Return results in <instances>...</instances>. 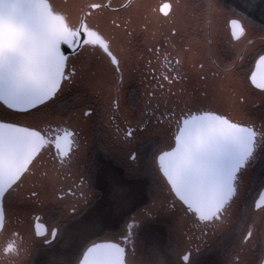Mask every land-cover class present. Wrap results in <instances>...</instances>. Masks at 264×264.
I'll list each match as a JSON object with an SVG mask.
<instances>
[{
    "label": "snow or ice",
    "instance_id": "6c2138e0",
    "mask_svg": "<svg viewBox=\"0 0 264 264\" xmlns=\"http://www.w3.org/2000/svg\"><path fill=\"white\" fill-rule=\"evenodd\" d=\"M185 8L184 0H0V264L27 255L30 264H264V48L246 71L244 53L213 45L210 18L207 41L194 45ZM230 24L236 41L247 35L239 20ZM139 34L155 42L136 52ZM134 52L147 67L141 83L150 76L154 86L127 93L137 116L115 126L122 159L99 141L100 158L78 175L83 207L69 208L61 170L85 153L97 116L90 101L119 112ZM100 64L110 70L103 78ZM189 69L205 82L200 95L173 91ZM121 168L141 186V202L98 208L86 191H126ZM38 212L50 222L43 231ZM20 214L31 215V239L16 226ZM217 233L222 240L212 241ZM62 241L74 245L71 258L40 259ZM225 247L223 259H205Z\"/></svg>",
    "mask_w": 264,
    "mask_h": 264
},
{
    "label": "flooded vegetation",
    "instance_id": "af4514ba",
    "mask_svg": "<svg viewBox=\"0 0 264 264\" xmlns=\"http://www.w3.org/2000/svg\"><path fill=\"white\" fill-rule=\"evenodd\" d=\"M161 1L158 0V2L154 4L153 0H149V2H151L154 5L157 4L160 5ZM216 1L220 5V7L224 9L226 13L229 12L233 16L243 20V22L245 23L248 29H247V35L242 40L236 41L231 35L230 28L225 27L224 25L225 18L222 17L223 14L217 15L216 20H218L220 27L217 29L215 35V46L219 48L230 47L238 52L239 44L242 41L247 42L251 38L255 36H259V32H260L259 26L254 23H251L242 15H239L231 10L225 9L220 4L219 0ZM184 2L187 4V10L183 11L182 26L189 33V36L192 38L194 45L198 42L203 47L204 44L201 43L204 41L205 36H207V32L205 28L202 27V25L205 23V19H204V16L206 15L205 3L203 2V0H184ZM159 39L160 36L159 34H157L156 40ZM154 42L155 41H152L150 39H145L143 34H139L136 37H134L133 46L136 52H140L143 50L145 44L151 46V44ZM262 48H264V45L257 46L247 55L246 59L243 61L246 71L251 67V54L259 51ZM136 52L133 53L132 60L126 69V72L130 74L134 79H130L127 82L125 86V93L121 95L124 106L123 111L127 115H129L133 124L135 123L137 112L129 107L127 103V93L131 89H135L138 95L143 96L146 90L154 86V81H151L150 76H147L146 79H143V82L141 83L142 77L139 76V73L144 72L145 74H147V67L145 65L144 60L137 61ZM145 57L148 58L147 53H145ZM97 70L101 78L105 77L110 73V70L107 69L103 64L98 65ZM205 86H206L205 82L200 80V78L196 75V72L189 69L186 73V78L181 80L178 84H176L173 91L179 92L181 89H183L187 93L200 95L202 93V90L205 88ZM90 102L93 103L94 106L96 107L97 116L93 122L89 123L88 127L84 132L85 136L87 135V140H88L86 152L84 153L83 158H81L78 167L73 168L69 166L64 168L67 170V172L61 176L62 180L58 184V186L65 193L64 203L67 206H69V208L71 206L83 207V201L80 196L81 193V188L79 187L80 180L77 174L78 173L83 174L84 172H86L91 161L93 159L100 158L97 150V144L99 141L103 140L104 144L108 146L110 149H112V157L114 160L122 159V155L119 151V148L118 147L112 148V136L115 132V126L118 125L121 128H125L126 126H123L120 120L118 119V115H117L118 113L115 112L110 115L108 112H106L103 100H101L98 103L96 99L93 98ZM97 122L99 125H102V127H98ZM155 138L158 139V137ZM120 173L124 174L126 180V191L124 192H113L111 188L107 185L104 186L102 192H100L99 189H94L92 193H87V191L85 190L86 194L89 195V199L98 208L102 210L107 209L112 205H114L117 201L122 199L130 200L131 202L130 207H135L141 202L140 201L141 186L139 185V183L135 180L134 177L129 176L125 169L121 168L118 171L117 175H120ZM253 194H254L253 192H249L246 195L250 199ZM94 196H98V198L93 199ZM35 215L41 216V220H40L41 231H43V226L45 224H49L50 226V222L48 221V218L44 215V213L38 212ZM29 217L30 218L26 223L21 221V219L19 220L16 219V226L20 227L22 234L26 235L29 239H31V237L34 235V227H33L34 222L30 214ZM110 222L117 228H119L122 223L119 217H111ZM184 228L193 236L199 235V229L192 221H185ZM223 235H224L223 233H218L214 237H211V239L212 241H220L222 240ZM2 240L3 238H0V242H2ZM159 242L161 244L166 243L167 242L166 237L161 236L159 238ZM227 251L228 248L225 247L222 250L213 252L212 254L206 256L205 259L209 261L221 260L224 258V255ZM57 253H62L65 257L71 258L74 255V245L71 242L65 243L62 241L59 245L56 246L55 249H52L48 253L42 255L40 259L42 261H47ZM32 258L33 257L31 255L23 256L19 260L18 264H30Z\"/></svg>",
    "mask_w": 264,
    "mask_h": 264
},
{
    "label": "water",
    "instance_id": "95a60500",
    "mask_svg": "<svg viewBox=\"0 0 264 264\" xmlns=\"http://www.w3.org/2000/svg\"><path fill=\"white\" fill-rule=\"evenodd\" d=\"M80 0H59L60 3H66L69 7H74L75 5H77L79 3ZM161 1V0H159ZM115 2V0H114ZM120 2H124V0H120ZM158 2V0H153V3L156 4ZM164 2H166V0H162L160 2V5H162ZM203 2L205 3V11H206V15L204 16L205 19V23L202 25V27L205 28L206 32H207V21L210 18L211 19V23H212V36L211 39L213 41V45L215 46V35L217 32V29L220 27L218 20H216L217 15H222V17L225 18L224 20V25L225 27H229L230 31H231V35L232 32L234 30V26H232L230 24V21L233 19H237L240 21V23L244 26L246 33H247V26L245 25V23L243 22V20H241L240 18H237L235 16H233L232 14H230L229 12H225L224 9L222 7H220V5L217 3L216 0H203ZM186 4V3H185ZM187 10V4H186V8L184 9V11ZM227 24V26H226ZM251 32V31H250ZM252 33V32H251ZM262 37H264V31L260 30L259 32V36H255L253 38H251L249 41L245 42L242 41L239 44V50L238 52H242L244 53V60L246 59L247 55L254 50L257 46H262L264 45V39H262ZM234 38V37H233ZM208 36H205L204 41L201 44H205V42L207 41ZM235 39V38H234ZM197 75V74H196ZM198 76V75H197ZM123 100L121 98V108L119 110L118 113V119L120 120V122L122 123L123 126H126V121H131L129 115H127L124 111H123ZM121 111V112H120ZM110 115L112 114L111 112H108ZM108 120V118H107ZM110 120V119H109ZM117 124V123H116ZM120 127V126H119ZM86 130V129H85ZM85 135V133H84ZM87 137V135H86ZM156 137H158V139L160 140L161 145L167 144L171 142V138L169 135L167 134H158ZM89 139V138H88ZM89 148V147H88ZM88 150V149H87ZM86 152V150H85ZM83 158V157H82ZM83 161V160H82ZM67 172L66 169H62L61 170V174L59 177V182H61V176L63 174H65ZM77 174V173H76ZM80 173H78L77 175H79ZM29 214H20L16 217L17 220L21 219V221H23L24 223H26L29 220ZM218 234V233H217Z\"/></svg>",
    "mask_w": 264,
    "mask_h": 264
},
{
    "label": "trees",
    "instance_id": "16d2710c",
    "mask_svg": "<svg viewBox=\"0 0 264 264\" xmlns=\"http://www.w3.org/2000/svg\"><path fill=\"white\" fill-rule=\"evenodd\" d=\"M228 10L242 15L251 23L264 30V0H219Z\"/></svg>",
    "mask_w": 264,
    "mask_h": 264
}]
</instances>
